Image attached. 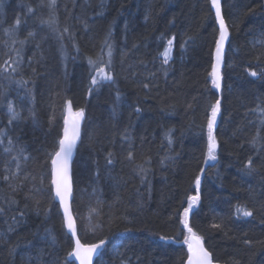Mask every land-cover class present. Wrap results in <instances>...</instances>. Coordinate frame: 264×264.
Instances as JSON below:
<instances>
[{
  "label": "trees",
  "instance_id": "1",
  "mask_svg": "<svg viewBox=\"0 0 264 264\" xmlns=\"http://www.w3.org/2000/svg\"><path fill=\"white\" fill-rule=\"evenodd\" d=\"M74 2L56 0L48 25L41 23L53 11L48 0H0V264H76L51 183L68 100L86 112L73 166L79 236L119 245L113 252L111 239L95 264H185L181 218L206 164L207 118L217 99L211 2L110 0L99 9L97 0ZM224 13L232 37L214 133L219 150L190 223L215 261L264 264V0H224ZM106 40L119 87L91 84L88 57L108 60ZM10 103L18 113L11 123ZM6 134L16 144H4ZM237 205L254 214L243 216Z\"/></svg>",
  "mask_w": 264,
  "mask_h": 264
},
{
  "label": "snow or ice",
  "instance_id": "2",
  "mask_svg": "<svg viewBox=\"0 0 264 264\" xmlns=\"http://www.w3.org/2000/svg\"><path fill=\"white\" fill-rule=\"evenodd\" d=\"M211 5L215 9L216 18L219 21L220 25V35L219 39L216 42V62L213 63L211 72L209 73L210 77L212 78V84L216 88H220V80H221V74H220V63L222 60V53H223V47L224 42L228 38V29L225 24V20L223 16L221 15V4L220 0H211ZM56 6V0H48V7L53 9L52 13H50V18L47 21H41V23H48L53 24L55 22V9ZM31 11V8L29 9ZM147 18V17H146ZM16 24H19L20 21L17 19L15 21ZM64 31H68L67 28L64 29ZM6 32L9 35L15 34V28L12 27L10 29H7ZM34 33L31 31L28 33V36H32ZM60 39H63L62 35L59 37ZM13 43L16 41L13 40ZM173 40L169 39L167 41L168 47L164 50V63H167V57L170 55L171 52V45ZM21 44L24 43L23 40L20 41ZM107 44V40L105 41ZM108 47V60L104 61L102 57H100L99 54H97V59H93L92 57H88L89 64L93 67V71L95 72L94 75L91 76V84L96 85L100 79H106V80H112L113 79V73L111 70L112 65V55H113V48L111 44H107ZM17 56H19V51L17 50ZM259 59V57H257ZM103 65V66H98ZM250 74L252 76L258 75L257 71L250 70ZM146 87V85H145ZM119 95V94H117ZM67 105V111L69 114V119L65 120V126L63 128V135L58 140V149L54 153V157L52 158V185L55 186V195L59 198L61 205L63 206L64 210V217H65V223L68 230L71 231L72 235H76L77 226L75 222V218L72 215V212L70 210L69 205V198L72 193V187L71 182L69 178V161L71 159L73 149L76 145V141L78 140L80 136V120L82 119L84 115V109L80 108L77 109L75 112L72 110V104L71 101L66 102ZM8 110L11 113V117L9 120V123L12 122V120L16 119L18 117V113L14 110L11 103L8 105ZM261 112H264V109H258ZM139 111V109H137ZM220 111V100L217 99L214 104L210 107V115L207 118V144H206V156L205 161H215L217 159L216 150H217V138L214 135V126L216 123L217 114ZM2 142V141H0ZM9 144L11 145L12 141L9 139ZM169 143H171V138L169 137ZM252 144L257 143V138L253 137L250 141ZM6 152L12 151L11 148H6ZM21 152L23 149L20 150ZM129 158H132V153H129ZM111 161L109 160V163ZM246 167L249 171L255 170V165L251 158L247 161ZM140 171H145L142 167L140 168ZM200 172L203 173L204 169L201 168ZM5 180L8 179L7 176L4 177ZM201 183V177L200 175H196L194 179V184L196 186V195L189 196L188 199V207H185L183 209V214L181 218V223L184 225V228L187 229V235L185 236L184 243L188 245V255H187V264H214L212 253L208 251L207 248L204 247V244L202 242V238L198 236L193 229L189 226V213L192 210V207L197 204L200 200V194H199V187ZM13 203L15 201H12ZM37 204H39V201H36ZM0 211H3V209H0ZM39 211V209H37ZM95 211V209H93ZM237 212H240L243 214V216L249 217L252 216L253 210L245 209L241 205H237ZM23 215V213H21ZM15 219V217H13ZM214 227L219 228L220 225H214ZM106 240L100 239L98 243H90V244H83L81 241L77 238L75 241V247L72 249V251L68 254L70 256H75L80 264H92V256L96 251L103 245H105ZM246 243H251L250 241H246ZM238 264V262H237Z\"/></svg>",
  "mask_w": 264,
  "mask_h": 264
},
{
  "label": "water",
  "instance_id": "3",
  "mask_svg": "<svg viewBox=\"0 0 264 264\" xmlns=\"http://www.w3.org/2000/svg\"><path fill=\"white\" fill-rule=\"evenodd\" d=\"M210 2H211V0H210ZM220 4H221V15L223 16V18H224V20H225L224 11H223V0H220ZM211 8H212L213 12L215 13V9L212 7V5H211ZM215 17H216V13H215ZM216 20H217V18H216ZM217 24H218L219 31H220V25H219V21H218V20H217ZM225 24H226L227 29H228V38H227V39L225 40V42H224L223 53H222V60H221V63H220V74H221L220 88H216L217 91H218V94H219V100H220V102H221V98H222V97H221V94H222V87H223V74H222V71H223V67H224V63H225L226 50H227V46H228V44H229V41H230V35H231V33H230V29H229V27H228V24H227L226 20H225ZM219 35H220V33H219ZM218 39H219V37H218ZM168 57H169V56H168ZM168 57H167V58H168ZM215 62H216V54H215V51H214L213 63H215ZM68 101H70V100H68ZM71 104H72V102H71ZM72 110H73V112H75V111L77 110V108H75L73 104H72ZM219 115H220V111H219L218 114H217L216 123H215V126H214V133H215V130H216L217 125H218V122H219ZM66 119H69V122H70L69 114H68V111H67V105H66V109H65L64 122H65ZM85 119H86V112H85V110H84V115H83L82 119L80 120V136H79L78 140L76 141V145H75V147H74V149H73V153H72L71 159H70V161H69V178H70L71 187H72V193H71V196H70V198H69V205H70V210H71V212H72V215H73L74 218H75L76 226H77V221H76V217H75L74 212H73V199H74L73 166H74L75 159H76V156H77V151H78L79 144L81 143V140H82V138H83V129H84V124H85ZM64 126H65V123H64ZM217 145H218V147H217V150H218V148H219L218 141H217ZM217 150H216V151H217ZM53 157H54V156H53ZM213 163H214V161H207L206 164H205V166H204V168H203V169H204V172H203V173H200V177H201L200 187H201L202 182H203V176H204V174H205V170H206L210 165H212ZM52 168H53V166H52ZM52 187H53V194H54V197H55L56 201L58 202V204H59V206H60L61 213H62V215H63V217H64L63 206L61 205L59 198L56 197V195H55V186L52 185ZM200 187H199V192H200ZM194 209H195V205L192 207L191 212H192ZM191 212L189 213L188 220H189V226L192 228L191 223H190V215H191ZM64 222H65V217H64ZM65 228H66L67 232L72 236L73 243H74V247H75V241H76V239L78 238V239L80 240L79 235H78V231H76V235L73 236L72 233H71V231L67 229V227H66V223H65ZM192 229H193V228H192ZM186 230H187V229H186ZM193 231L195 232L194 229H193ZM195 233H196V232H195ZM196 234H197V233H196ZM197 235H198V234H197ZM198 236H200V235H198ZM200 237H201V236H200ZM201 238H202V237H201ZM80 241H81V240H80ZM202 242H203V244H204V247L207 248V247H206V244H205V241H204L203 238H202ZM81 243H83V242L81 241ZM83 244H84V243H83ZM107 244H108V241L106 240L105 245L101 246V247L96 251V253H94V255L92 256V264H95V263H96V260L99 258L101 252L107 247ZM187 247H188V246H187ZM207 249H208V248H207ZM208 251L210 252L209 249H208ZM212 256H213V255H212ZM71 258H72V260H73L76 264H80L79 260H78L75 256H71ZM213 261H214V264H226V263H222V262H217V261L214 260V258H213ZM185 264H187V260H186V263H185Z\"/></svg>",
  "mask_w": 264,
  "mask_h": 264
},
{
  "label": "rangeland",
  "instance_id": "4",
  "mask_svg": "<svg viewBox=\"0 0 264 264\" xmlns=\"http://www.w3.org/2000/svg\"><path fill=\"white\" fill-rule=\"evenodd\" d=\"M47 1V0H46ZM61 1H63V0H60V2ZM75 2H74V4H77V0H74ZM84 3L87 5V6H89L91 3H92V0H84ZM107 3H110V0H97V9H99V8H104V5H106ZM107 6V5H106ZM38 7H42V5H41V3L39 4V6ZM98 14H100V12H98ZM91 16V18H93V15H90ZM95 16V15H94ZM31 18V17H30ZM30 18H29V20H30ZM50 18V13H49V17L48 18H46V19H49ZM29 22V21H28ZM28 22H27V25H28ZM215 23H216V26H217V28H218V31H219V27H218V24H217V20H216V17H215ZM48 24V23H47ZM118 24H119V20H118ZM49 25V24H48ZM27 27V29H28V31H29V25L28 26H26ZM26 29V30H27ZM25 31V30H24ZM30 32V31H29ZM29 32H27V34L29 33ZM32 33H34L33 31H31ZM123 42H127V36L126 35H123ZM263 39H261V38H254V41L256 42V43H262L263 41H262ZM101 44V43H100ZM108 44H110V43H108ZM106 47H107V45H106ZM119 47L120 46H116V48H117V50L119 51ZM113 48V47H112ZM115 48V47H114ZM107 52H108V47H107ZM99 52V50L98 51H96V53H94V54H97ZM106 53H101V55L100 56H104ZM97 59V58H96ZM104 61H107V60H104ZM100 66H103V65H100ZM114 67H115V63L114 62H112V65H111V69H107L106 68V71L107 70H111L112 71V73H113V79L112 80H106V79H100L101 81H103L104 83H107V82H113L114 80H115V86L116 87H119L118 85H119V82H118V78H117V76H115V74H116V70L114 69ZM118 89H120V88H115V93L117 94V91H118ZM215 89H216V87H215ZM216 92H217V99L219 98V94H218V91H217V89H216ZM117 99V98H116ZM216 99V100H217ZM118 101H120V99L118 98ZM64 128V127H63ZM62 135H63V132H62ZM62 135H61V137H62ZM9 139H11V141H12V144L13 143H15V141H14V139H13V135L12 134H6V139H4V144L7 142L8 143V141H9ZM16 144V143H15ZM57 145H58V140L56 141V144H55V146L54 147H57ZM23 149V151L22 152H24L25 150H24V148H22ZM13 150V149H12ZM218 150H219V148H218ZM14 151V150H13ZM49 152H51L52 153V151H49ZM9 154L11 153L12 154V152H8ZM217 153H218V151H217ZM10 154V155H11ZM91 221V220H90ZM90 224V223H89ZM45 227V226H44ZM93 229H94V227H92V229L90 228V233L93 231ZM112 246V251L113 252H117L118 251V249H119V245L116 243V241L114 242V243H112L111 244ZM129 261V260H128ZM129 264H132V263H130L129 262Z\"/></svg>",
  "mask_w": 264,
  "mask_h": 264
},
{
  "label": "bare ground",
  "instance_id": "5",
  "mask_svg": "<svg viewBox=\"0 0 264 264\" xmlns=\"http://www.w3.org/2000/svg\"><path fill=\"white\" fill-rule=\"evenodd\" d=\"M55 198V197H54ZM55 201H56V199H55ZM57 202V201H56ZM57 204H58V202H57ZM59 205V204H58ZM59 208H60V206H59ZM60 212H61V210H60ZM74 212V211H73ZM62 214V213H61ZM75 215V214H74ZM63 216V215H62ZM76 217V216H75ZM63 219H64V217H63ZM76 221H77V218H76ZM64 225H65V222H64ZM66 229V228H65ZM67 231V230H66ZM77 231H78V235H79V227H78V223H77ZM68 233V232H67ZM69 234V233H68ZM70 235V234H69ZM71 236V235H70ZM72 237V236H71ZM79 238H80V240L84 243V244H90V243H87V242H84L83 240H82V238L79 236ZM112 239V240H111ZM110 240H111V243H114L115 241H116V239L115 238H111ZM114 239V240H113ZM105 240H107L108 241V244L110 243V240H108V239H105ZM157 240H159L160 242H162V241H166L167 239L164 237V235H158V238H157ZM93 243H98V241L97 242H93ZM107 244V245H108ZM73 248H74V246H73ZM105 250V249H104ZM103 250V251H104ZM103 251L101 252V254L103 253ZM100 254V255H101ZM71 257V256H70ZM72 259V258H71Z\"/></svg>",
  "mask_w": 264,
  "mask_h": 264
},
{
  "label": "flooded vegetation",
  "instance_id": "6",
  "mask_svg": "<svg viewBox=\"0 0 264 264\" xmlns=\"http://www.w3.org/2000/svg\"><path fill=\"white\" fill-rule=\"evenodd\" d=\"M223 11H224V0H223ZM224 16H225V13H224ZM225 20H226V22H227V24H228V27H229V29H230V33H231V37H232V31H231L230 25H229V23H228L226 17H225ZM231 37H230V40H231ZM228 46H229V45H228ZM227 50H228V48H227ZM226 53H227V52H226ZM225 61H226V58H225Z\"/></svg>",
  "mask_w": 264,
  "mask_h": 264
}]
</instances>
